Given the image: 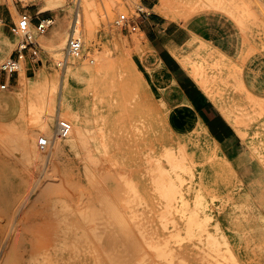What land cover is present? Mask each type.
Returning <instances> with one entry per match:
<instances>
[{
    "label": "rangeland",
    "instance_id": "rangeland-1",
    "mask_svg": "<svg viewBox=\"0 0 264 264\" xmlns=\"http://www.w3.org/2000/svg\"><path fill=\"white\" fill-rule=\"evenodd\" d=\"M83 2L0 0V65L21 12L54 19L40 57L0 91V264H240L212 238L228 237L223 216L251 226L264 212L226 169L264 114V0H155L153 37L115 24L140 2L91 0L88 21ZM77 20L84 55L59 65ZM60 118L73 125L65 139ZM23 135L54 144L29 164Z\"/></svg>",
    "mask_w": 264,
    "mask_h": 264
},
{
    "label": "crops",
    "instance_id": "crops-1",
    "mask_svg": "<svg viewBox=\"0 0 264 264\" xmlns=\"http://www.w3.org/2000/svg\"><path fill=\"white\" fill-rule=\"evenodd\" d=\"M146 6L151 12L141 26V30L149 37H153L148 28L160 25L161 18L158 14L152 12L154 6L150 2H146ZM179 42L175 36L173 43L179 44ZM262 84L264 86V77L262 78ZM221 115L224 118L223 114ZM226 121L229 122V120ZM254 124L250 136L251 140L245 147L250 152L245 150L238 154L234 164L228 163L230 166H227L226 169L234 171L235 176H238V178L241 177V184L245 189L246 187H252L251 189H242L241 193L252 191V201L261 203L264 202V114ZM252 216L259 221L252 223L251 226H234L236 222L231 221L232 217L223 216L227 225L225 233L229 237L231 247L240 264H264V212L259 210L253 212Z\"/></svg>",
    "mask_w": 264,
    "mask_h": 264
},
{
    "label": "built area",
    "instance_id": "built-area-1",
    "mask_svg": "<svg viewBox=\"0 0 264 264\" xmlns=\"http://www.w3.org/2000/svg\"><path fill=\"white\" fill-rule=\"evenodd\" d=\"M20 3H29L32 0H17ZM140 2L135 14H120L115 20L116 26L128 32H136L141 30V26L145 23L146 17L150 14L146 2L154 4L155 0H136ZM154 6V5H153ZM54 24L51 17L38 19L36 22L28 11L20 13L17 23L14 24L13 31L20 37L14 52L8 56L0 65V75L4 76V80L0 83V91L8 89L10 80L19 73L25 61H36L40 55L42 47L38 40V36L46 33ZM83 42L80 36L73 31L70 35L66 48L65 57L59 65L68 64L71 59H80L84 53ZM73 130V125L68 119L60 118L57 120L54 136L55 138H68ZM54 137L42 135L37 140V147L41 152H49L53 146Z\"/></svg>",
    "mask_w": 264,
    "mask_h": 264
},
{
    "label": "bare ground",
    "instance_id": "bare-ground-1",
    "mask_svg": "<svg viewBox=\"0 0 264 264\" xmlns=\"http://www.w3.org/2000/svg\"><path fill=\"white\" fill-rule=\"evenodd\" d=\"M46 1V3H47V5H48V7L49 8H56V7H59V4L61 3V0H45ZM120 3H121V1H119ZM126 2V1H125ZM83 3H85V19L88 21V20H90V11H89V7H90V5H91V0H84V2ZM84 7V6H83ZM117 8V7H116ZM117 10V9H116ZM116 10L114 9V8H110V9H108V13H107V15H106V17H105V19L106 20H110L117 12H116ZM84 11V10H83ZM159 11V10H158ZM69 17V16H68ZM78 18V17H77ZM57 25V24H56ZM80 25V21L79 20H77V22H76V24H75V28H74V31L76 32V33H78V35H79V33H81V30H80V28L78 27ZM67 26V25H66ZM57 27V26H56ZM79 29H78V28ZM78 32H77V31ZM57 33H58V35H59V37L61 38V40H62V44H64L65 43V41H66V39H67V36H66V34H65V32H63V31H61V30H58L57 31ZM87 34V33H86ZM86 37H87V35H86ZM89 38V37H88ZM86 40H87V38H86ZM147 40V39H146ZM191 41V40H190ZM189 41V42H190ZM187 43V42H186ZM86 45H87V43H86ZM153 48V47H152ZM182 49V48H181ZM179 56V55H178ZM190 66V65H189ZM192 69V68H191ZM211 69V68H210ZM195 71V76H196V79H198V81H199V83H201V86H203V85H206L205 84V82H206V79H205V74H204V70L201 68V67H197L196 68V70L193 68L192 69V71ZM71 71H74V70H71ZM94 71H95V69H94ZM217 72V71H216ZM193 76V75H192ZM195 79V80H196ZM218 80V79H217ZM210 81H211V79H210ZM212 82V81H211ZM204 87V86H203ZM252 100V99H251ZM189 113V112H188ZM175 114V113H174ZM185 120H187V119H185ZM194 120V119H193ZM190 124V123H189ZM238 125V124H237ZM185 126H186V124H185ZM187 127V126H186ZM72 133V132H71ZM75 136V135H74ZM83 140H85V137L84 136H79L78 137V141H83ZM20 144H21V150H20V153H21V157H22V159L24 160V161H26L27 163L29 162V164H31L32 162H35V161H41L42 160V154L39 152V150L37 149V147H36V144H35V141L33 140V139H30V138H28V137H26V136H22L21 137V142H20ZM65 146V145H64ZM90 161V160H89ZM93 162V161H92ZM105 162V161H104ZM110 165V164H109ZM108 165V166H109ZM93 167V166H92ZM95 167V166H94ZM93 167V168H94ZM104 167V166H103ZM83 168V167H82ZM57 169V168H56ZM96 169V168H95ZM74 170V169H73ZM71 171V170H70ZM83 172V171H82ZM59 175V174H58ZM120 175V174H119ZM59 177V176H58ZM71 178H73V177H71ZM71 178H69V180L71 179ZM85 178V177H84ZM62 179H63V177H62ZM65 180V179H64ZM63 180V181H64ZM67 181V180H66ZM61 182V181H60ZM59 182V183H60ZM65 182V181H64ZM57 184V183H56ZM55 184V185H56ZM66 184V183H65ZM67 184H68V181H67ZM57 185H60V184H57ZM73 185H75V184H73ZM126 185V184H125ZM62 186V184L60 185V187ZM58 187V189H59V186H57ZM66 187H68V186H66ZM79 187H81V186H79ZM69 188V187H68ZM71 188H75V187H71ZM61 189H63V187L61 188ZM83 190H84V188H82ZM35 190V189H34ZM66 190V189H65ZM65 190H63V191H65ZM59 191H60V189H59ZM62 191V190H61ZM75 191H76V189H75ZM32 192V191H31ZM66 192V191H65ZM82 191L80 190V193H81ZM39 193H40V191H39ZM73 193V192H72ZM83 193V192H82ZM39 195V194H38ZM70 195V194H69ZM83 195V194H82ZM91 194H89V196H90ZM74 196V195H73ZM76 196V195H75ZM80 197H81V195H79ZM51 197V196H50ZM77 197V196H76ZM79 197V198H80ZM92 197V196H91ZM39 198H41V197H39ZM39 198H38V200H39ZM75 198V197H74ZM82 198V197H81ZM80 198V199H81ZM34 199V201H35V197L33 198ZM67 199H68V197H67ZM70 200H71V198H69ZM73 199V198H72ZM76 200V199H75ZM74 200V201H75ZM42 201H43V199H42ZM72 201V200H71ZM81 200H79V202H80ZM88 201V200H87ZM22 202V201H21ZM32 202V201H31ZM37 202V199H36V201H35V203ZM35 203H29V204H32L33 206L35 205ZM38 203H39V201H38ZM81 203V202H80ZM42 204V203H41ZM40 204V205H41ZM28 206V205H27ZM32 207V206H31ZM22 208V207H21ZM28 208H30V206L28 207ZM34 208V207H33ZM32 209V208H31ZM30 209V210H31ZM76 209V208H75ZM18 210V209H17ZM24 210V209H23ZM80 211V210H79ZM15 212H16V210H15ZM14 212V213H15ZM23 212H25V211H23ZM25 213H27V211L25 212ZM24 214V213H23ZM22 214V215H23ZM15 215V214H14ZM23 216H25V215H23ZM23 216H20V217H23ZM27 217V218H26ZM25 218H26V220L28 219V216H26ZM13 218V217H12ZM24 218V217H23ZM11 220V219H10ZM13 220V219H12ZM17 220V219H16ZM19 220V219H18ZM81 220V219H80ZM25 221V220H24ZM18 222V221H17ZM17 222H15L16 223V226L18 227V225L20 224L19 222H18V225H17ZM26 222V221H25ZM21 223H23V222H21ZM84 223V222H83ZM1 224V223H0ZM9 224H10V221H9ZM23 224H25V223H23ZM29 224V223H28ZM30 224H32V223H30ZM41 224V223H40ZM199 224V223H198ZM26 226H27V224H25ZM11 226V225H10ZM20 226H21V228H22V224H20ZM200 226V225H199ZM198 226V227H199ZM12 227V226H11ZM10 227V228H11ZM17 227H14L13 226V228H11V229H17ZM201 227V226H200ZM6 228H7V226H6ZM26 227L23 225V229H25ZM15 229V230H16ZM21 230V229H20ZM39 230V229H38ZM8 231H9V229H8ZM11 231V230H10ZM22 231H24V230H22ZM26 232H27V230H25ZM17 233L19 232V231H16ZM14 233H15V231H14ZM16 233V234H17ZM223 233V232H222ZM221 233V235H220V237H219V239H217V238H212V241H213V244L214 243H218V244H224V245H226V248H227V250H228V255H229V258L232 260V261H234L235 260V257H234V253L232 252V250H231V247H230V240H229V238L228 237H226L224 234H222ZM20 234H21V232H20ZM19 234V235H20ZM26 234V233H25ZM22 235V234H21ZM20 235V236H21ZM16 236V235H15ZM96 236V238H97V235H95ZM17 237V236H16ZM32 237V236H31ZM9 238V237H8ZM13 238H14V236H13ZM100 238V237H99ZM101 238H102V235H101ZM210 238V239H211ZM98 239V238H97ZM7 240V239H6ZM12 240H14L13 241V243L14 242H16L15 241V239H12ZM19 240H21V239H17V242L19 243L20 241ZM10 241V240H9ZM101 241V240H100ZM12 242V241H11ZM7 243V242H6ZM99 243V242H98ZM211 244V243H210ZM12 245L13 244H11L9 247H12ZM3 247V246H2ZM13 248V247H12ZM12 248H10L11 250H14V248L12 249ZM2 249V248H1ZM94 250V249H93ZM103 252V251H102ZM101 252V253H102ZM22 253V252H21ZM26 253V252H25ZM104 253V252H103ZM109 251H108V255H109ZM2 254V253H1ZM21 255V254H20ZM105 255V254H104ZM3 256V255H2ZM23 256V255H22ZM25 257V256H24ZM107 257V256H106ZM111 257H112V255H111ZM111 257H107L109 260H110V258ZM5 259H7L8 260V258H6V256H5ZM23 259V258H22ZM121 259H123L122 257H121ZM24 261V260H23ZM5 262H7V261H5ZM22 263V262H21ZM7 264H8V262H7ZM16 264V263H15ZM234 264H237V263H234Z\"/></svg>",
    "mask_w": 264,
    "mask_h": 264
}]
</instances>
